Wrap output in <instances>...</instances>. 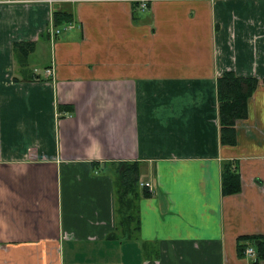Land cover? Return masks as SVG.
Wrapping results in <instances>:
<instances>
[{"label": "crops", "instance_id": "0c3cea01", "mask_svg": "<svg viewBox=\"0 0 264 264\" xmlns=\"http://www.w3.org/2000/svg\"><path fill=\"white\" fill-rule=\"evenodd\" d=\"M228 72L259 81L233 146ZM226 161L241 176L229 196ZM134 163L153 190L135 238L109 239L116 172ZM251 235L264 239V0H0V264H252L237 251Z\"/></svg>", "mask_w": 264, "mask_h": 264}, {"label": "trees", "instance_id": "16d2710c", "mask_svg": "<svg viewBox=\"0 0 264 264\" xmlns=\"http://www.w3.org/2000/svg\"><path fill=\"white\" fill-rule=\"evenodd\" d=\"M54 19L59 22L69 20L70 16L54 13ZM23 47L24 45L18 44L15 49L18 53L27 55L30 48L24 49ZM21 48L23 51H19ZM258 85L259 81L254 77L239 78L231 72L223 74L218 79L217 100H219L220 139L223 145L233 146L237 143L236 122L248 117V102L252 99ZM121 166L118 167L115 180L118 223L115 231L109 236V239L117 238L118 241L123 238H135L138 223L136 205L142 197L151 195L147 187L141 186V171L138 164ZM220 177L224 196L234 195L241 191V176L233 162L226 161L223 164ZM248 247H253L256 252V259L252 264H259L264 260V239L262 237L254 235L239 237L238 255L244 256Z\"/></svg>", "mask_w": 264, "mask_h": 264}, {"label": "built area", "instance_id": "2783aa9c", "mask_svg": "<svg viewBox=\"0 0 264 264\" xmlns=\"http://www.w3.org/2000/svg\"><path fill=\"white\" fill-rule=\"evenodd\" d=\"M133 2H135L137 4V8L140 11H146L149 9L152 0H132ZM59 30L56 31H51L50 32V37L53 40L55 38V36H57V34H59ZM36 74H40L39 70H35L34 71ZM44 73L46 75V77H54V69L52 67L50 68H46L44 69ZM141 186L147 187L149 190H153V185L149 182H145V183H141ZM246 255L250 256V257H254L256 255V252L254 250L253 247H248L246 249Z\"/></svg>", "mask_w": 264, "mask_h": 264}, {"label": "rangeland", "instance_id": "374dc122", "mask_svg": "<svg viewBox=\"0 0 264 264\" xmlns=\"http://www.w3.org/2000/svg\"><path fill=\"white\" fill-rule=\"evenodd\" d=\"M42 65V64H41ZM37 70H39V69H37ZM255 250V249H254Z\"/></svg>", "mask_w": 264, "mask_h": 264}]
</instances>
